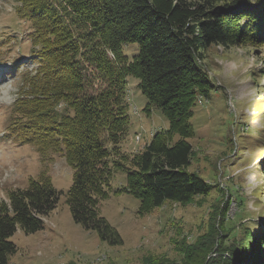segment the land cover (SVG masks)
<instances>
[{
    "label": "trees",
    "instance_id": "1",
    "mask_svg": "<svg viewBox=\"0 0 264 264\" xmlns=\"http://www.w3.org/2000/svg\"><path fill=\"white\" fill-rule=\"evenodd\" d=\"M14 10L31 23L37 67L21 76L8 129L33 144L46 166L0 200V264L18 249L11 239L16 230L43 229L57 207L64 191L47 167L55 154L73 169L66 201L74 220L110 245L122 242L100 213L112 192L134 195L139 214L147 215L166 201L191 203L217 188L190 168L197 100L220 87L207 53L214 46H264V0H16ZM128 43L139 44L132 58L124 51ZM129 75L147 97L144 111L160 107L169 120L134 152L123 149L131 122ZM96 80L101 84L94 90ZM118 170L126 173V183L114 189ZM225 222L178 247L180 263L264 264V228L242 224L237 241V227L224 231Z\"/></svg>",
    "mask_w": 264,
    "mask_h": 264
},
{
    "label": "rangeland",
    "instance_id": "2",
    "mask_svg": "<svg viewBox=\"0 0 264 264\" xmlns=\"http://www.w3.org/2000/svg\"><path fill=\"white\" fill-rule=\"evenodd\" d=\"M15 2L0 0V200L7 199L11 189L27 186L46 166L33 144L20 141L8 129L21 76L37 67L31 23L15 13ZM124 51L132 58L139 44L128 43ZM206 60L220 87L197 100L195 135L189 138L194 148L190 168L217 188L191 203L166 201L147 215L139 214L140 200L134 195L112 192L100 203V213L118 229L122 242L110 245L74 220L66 201L73 169L64 156L55 154L47 167L55 187L64 192L43 229L26 233L18 228L12 235L18 249L8 264H181L183 255L177 248L197 242L212 225L226 220L221 224L224 231L237 227L232 231L237 241L243 238L242 224L264 228V143L252 131L264 136V46H214ZM127 80L131 122L123 149L134 152L150 140L151 131L167 128L169 120L160 107L145 112L148 100L139 79L129 75ZM96 81L94 90L101 84ZM125 183L126 173L118 170L114 189ZM223 235L230 243V236Z\"/></svg>",
    "mask_w": 264,
    "mask_h": 264
}]
</instances>
